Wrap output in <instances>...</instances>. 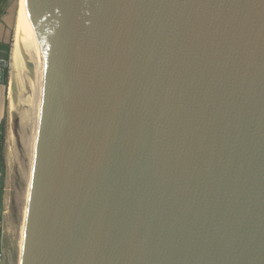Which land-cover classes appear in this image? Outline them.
Wrapping results in <instances>:
<instances>
[{
  "label": "water",
  "instance_id": "water-1",
  "mask_svg": "<svg viewBox=\"0 0 264 264\" xmlns=\"http://www.w3.org/2000/svg\"><path fill=\"white\" fill-rule=\"evenodd\" d=\"M20 264H264V0H25Z\"/></svg>",
  "mask_w": 264,
  "mask_h": 264
},
{
  "label": "rangeland",
  "instance_id": "rangeland-1",
  "mask_svg": "<svg viewBox=\"0 0 264 264\" xmlns=\"http://www.w3.org/2000/svg\"><path fill=\"white\" fill-rule=\"evenodd\" d=\"M14 43V42H13ZM12 62V60H11ZM13 77V75H12ZM14 81V82H13ZM11 109L0 128L3 136V161L6 168L4 196H0V208L4 207V264H19L22 228L24 222L29 168L22 149L17 121V79L12 78ZM13 97V98H12ZM15 101V102H14Z\"/></svg>",
  "mask_w": 264,
  "mask_h": 264
},
{
  "label": "crops",
  "instance_id": "crops-1",
  "mask_svg": "<svg viewBox=\"0 0 264 264\" xmlns=\"http://www.w3.org/2000/svg\"><path fill=\"white\" fill-rule=\"evenodd\" d=\"M18 1L0 0V56H6L10 59L15 36ZM12 78L11 66L9 81L5 84H0V128L10 111V94L13 88Z\"/></svg>",
  "mask_w": 264,
  "mask_h": 264
},
{
  "label": "bare ground",
  "instance_id": "bare-ground-1",
  "mask_svg": "<svg viewBox=\"0 0 264 264\" xmlns=\"http://www.w3.org/2000/svg\"><path fill=\"white\" fill-rule=\"evenodd\" d=\"M24 7H25V0H19L18 1V12H17V18H16V26H15V36H14V43H13L12 57H11V59H12V62H11L12 75H13L14 80L17 79L19 54H20V44H21V34H22V25H23V16H24ZM12 92H13V88H12L11 93ZM12 103L13 102L11 101V109L14 108V104H12ZM30 184H31V176H30V172H29V175H28V189H27V195H26V206H25L24 222H23L22 237H21L22 240H21V245H20L21 246V248H20L21 252H22V247H23L24 226H25L27 201H28ZM20 260H21V254H20ZM19 264H20V261H19Z\"/></svg>",
  "mask_w": 264,
  "mask_h": 264
},
{
  "label": "built area",
  "instance_id": "built-area-1",
  "mask_svg": "<svg viewBox=\"0 0 264 264\" xmlns=\"http://www.w3.org/2000/svg\"><path fill=\"white\" fill-rule=\"evenodd\" d=\"M11 59L6 56H0V84H5L10 79ZM6 180V168L4 161L0 159V196H4ZM4 207L0 208V264L5 263V250L3 245L4 236V215H5V200H2Z\"/></svg>",
  "mask_w": 264,
  "mask_h": 264
},
{
  "label": "trees",
  "instance_id": "trees-1",
  "mask_svg": "<svg viewBox=\"0 0 264 264\" xmlns=\"http://www.w3.org/2000/svg\"><path fill=\"white\" fill-rule=\"evenodd\" d=\"M3 144H4L3 136L2 134H0V159L2 160H4L3 159Z\"/></svg>",
  "mask_w": 264,
  "mask_h": 264
}]
</instances>
